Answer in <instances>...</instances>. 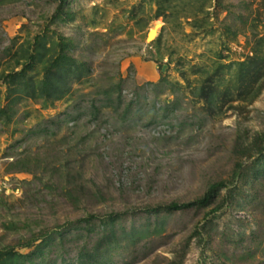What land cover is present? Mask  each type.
<instances>
[{"label": "rangeland", "instance_id": "obj_1", "mask_svg": "<svg viewBox=\"0 0 264 264\" xmlns=\"http://www.w3.org/2000/svg\"><path fill=\"white\" fill-rule=\"evenodd\" d=\"M45 53L81 67L53 102L13 78ZM45 240L36 264H264V0H0V251Z\"/></svg>", "mask_w": 264, "mask_h": 264}, {"label": "trees", "instance_id": "obj_2", "mask_svg": "<svg viewBox=\"0 0 264 264\" xmlns=\"http://www.w3.org/2000/svg\"><path fill=\"white\" fill-rule=\"evenodd\" d=\"M63 4L65 0H62ZM64 57V55H62ZM48 55L45 53L41 55L42 59V72L43 76L38 81L36 77L31 76L29 77L26 70L19 72L13 77L14 79L20 77L21 75L26 77L27 79L24 80L23 86L25 89L23 92H26L27 96L35 99H45L46 101H56L62 99L69 93L70 90V81L72 80V76L75 72H78L81 67L76 65H72L70 63L61 64L59 62L60 59L54 63H50L47 59ZM66 57V56H65ZM35 61V57H31V59L27 62L29 68L32 67ZM30 64V65H29ZM75 78H79V75H74ZM20 86V85H19ZM18 85H13V91L16 93L21 91ZM259 169H262V166H259ZM222 185H214L211 187L210 193L202 200H200L197 204L201 205H208L209 202L214 198L217 190ZM196 204H188V205H180V204H173L169 207V209L174 211L180 210H187L191 209ZM214 210L213 212H216ZM33 242L25 245L29 247L32 245ZM48 243L47 240L43 241L38 248L29 253L23 254L20 252L15 251L14 248L7 247L0 251V264H36V260L38 258H42L44 255V251L41 249L43 246H46Z\"/></svg>", "mask_w": 264, "mask_h": 264}, {"label": "bare ground", "instance_id": "obj_3", "mask_svg": "<svg viewBox=\"0 0 264 264\" xmlns=\"http://www.w3.org/2000/svg\"><path fill=\"white\" fill-rule=\"evenodd\" d=\"M160 24L161 23H158L157 26L152 30L151 34H150V40H153L155 39V37L157 36V33H158V30L160 28Z\"/></svg>", "mask_w": 264, "mask_h": 264}]
</instances>
